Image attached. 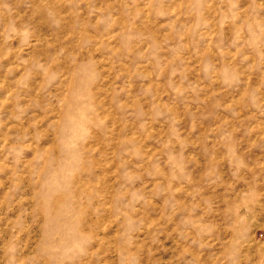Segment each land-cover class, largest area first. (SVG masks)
Segmentation results:
<instances>
[{"label": "rangeland", "instance_id": "374dc122", "mask_svg": "<svg viewBox=\"0 0 264 264\" xmlns=\"http://www.w3.org/2000/svg\"><path fill=\"white\" fill-rule=\"evenodd\" d=\"M0 264H264V0H0Z\"/></svg>", "mask_w": 264, "mask_h": 264}]
</instances>
